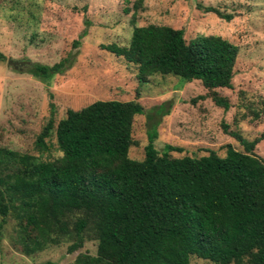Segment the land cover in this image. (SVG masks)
Wrapping results in <instances>:
<instances>
[{"label": "trees", "instance_id": "trees-1", "mask_svg": "<svg viewBox=\"0 0 264 264\" xmlns=\"http://www.w3.org/2000/svg\"><path fill=\"white\" fill-rule=\"evenodd\" d=\"M141 2L131 5L126 45L103 49L133 66L139 84L152 76L196 80L226 111L228 101L214 90L231 88L237 46L215 35L185 42L181 29L134 26ZM203 10L231 19L211 7ZM62 67L63 62L33 64L27 73L48 85ZM48 107L33 141L37 155L0 147V235L10 225L16 250L30 256L68 243L70 254L92 241L94 254L78 253L70 264H188L190 257L210 264H264V160L253 153L263 133L248 140L222 125L242 151L226 144L223 157L209 151L172 158L168 152L179 149L165 145L158 152L153 127L142 159L135 160L128 157L136 144L131 127L144 114L137 102L93 101L66 109L56 121L53 105ZM245 111L258 120L264 100ZM52 144L59 156L41 159Z\"/></svg>", "mask_w": 264, "mask_h": 264}, {"label": "rangeland", "instance_id": "rangeland-1", "mask_svg": "<svg viewBox=\"0 0 264 264\" xmlns=\"http://www.w3.org/2000/svg\"><path fill=\"white\" fill-rule=\"evenodd\" d=\"M134 1L0 0V147L37 155L33 141L48 118V103L56 121L66 109L78 110L93 101L137 102L144 114L135 116L131 127L136 144L128 157L135 160L142 159L153 127L158 152L165 145L179 149L168 152L172 158H198L209 151L223 157L226 144L242 151L222 125L248 140L264 134V116L253 120L245 111L264 100V0H141L134 11V26L181 29L185 42L215 35L237 46L231 88L214 90L228 101L226 111L211 102L196 80L181 83L174 76H152L139 84L133 66L103 49L126 45ZM207 7L231 19L205 13ZM8 59L27 65L13 69ZM59 62L63 67L48 85L27 73L33 64L51 67ZM253 153L264 160V138ZM41 154L44 160L59 156L53 144ZM13 239L7 225L0 235V264H70L78 253L95 252V243L84 241L70 254L68 243H62L26 256L15 249ZM188 264L210 263L190 257Z\"/></svg>", "mask_w": 264, "mask_h": 264}, {"label": "water", "instance_id": "water-1", "mask_svg": "<svg viewBox=\"0 0 264 264\" xmlns=\"http://www.w3.org/2000/svg\"><path fill=\"white\" fill-rule=\"evenodd\" d=\"M7 65H10L13 69H18V68L20 69L21 67H24L25 65H27V63L16 62V61L8 59Z\"/></svg>", "mask_w": 264, "mask_h": 264}]
</instances>
